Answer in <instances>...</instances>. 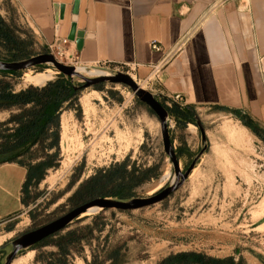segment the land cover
<instances>
[{
	"label": "rangeland",
	"instance_id": "obj_1",
	"mask_svg": "<svg viewBox=\"0 0 264 264\" xmlns=\"http://www.w3.org/2000/svg\"><path fill=\"white\" fill-rule=\"evenodd\" d=\"M59 45L42 44L14 1L0 0V61L52 54L60 64L81 69L85 78L111 70L76 64L62 56ZM37 76L49 77L43 85L28 82ZM59 79L52 66L0 74V160L44 164L31 172L36 180L23 189V210L0 225V264L10 242L78 206L99 197H151L170 185H162L166 176L174 177L158 119L122 85L73 89L51 126L45 114L52 98H41L35 106L3 100ZM133 81L151 93L149 86ZM69 82L72 88L83 85L77 79ZM172 104L164 105L168 110ZM182 115L186 124L173 123L169 129L180 170L185 172L202 148L195 119L207 149L175 192L149 208L83 216L21 252L12 264H160L167 258H172L167 264H264V130L249 131L212 109ZM186 125L194 127L193 135ZM33 141L37 144L29 150ZM178 256L185 257L174 260Z\"/></svg>",
	"mask_w": 264,
	"mask_h": 264
},
{
	"label": "crops",
	"instance_id": "obj_2",
	"mask_svg": "<svg viewBox=\"0 0 264 264\" xmlns=\"http://www.w3.org/2000/svg\"><path fill=\"white\" fill-rule=\"evenodd\" d=\"M13 1L39 41L62 44L76 64L125 65L164 107L179 95L168 109L170 133L200 108L264 130V0ZM72 25L80 48L68 40ZM40 163L0 160V225L23 210V189Z\"/></svg>",
	"mask_w": 264,
	"mask_h": 264
},
{
	"label": "water",
	"instance_id": "obj_3",
	"mask_svg": "<svg viewBox=\"0 0 264 264\" xmlns=\"http://www.w3.org/2000/svg\"><path fill=\"white\" fill-rule=\"evenodd\" d=\"M81 37L82 36L80 33L77 34L75 25H72L68 40L75 41L77 48H80L82 44ZM40 66H52L55 71L64 78L69 80H80L83 85L80 87H74V90L95 87L99 84L104 83L118 84L130 89V91L137 98V100L144 106L148 107L159 121L163 150L173 166L175 182L173 184H170L167 188L163 189L159 193L147 198H130L127 200H120L115 198L99 197L92 199L72 209L67 214L58 218L57 220L48 223L38 229L25 233L10 242L8 245L10 250L4 257L3 264H12L13 260L21 252L34 248L40 242L68 228L72 223L80 219L89 210L95 209L98 212H132L149 208L151 206L163 202L188 179L191 172L194 170L198 160L207 149L204 131L199 121L195 119V127L200 133L202 148L200 152L193 158L187 170L185 172H182L180 170L177 154L173 148L170 139L169 112L167 108H165L157 100L156 96L141 89L139 84L134 82L133 79L125 73L115 72L113 70H106L107 76H98L96 78L91 79L85 78L82 74L77 72L76 68L60 64L58 61H56L52 54H42L16 62L0 61V73H19Z\"/></svg>",
	"mask_w": 264,
	"mask_h": 264
},
{
	"label": "trees",
	"instance_id": "obj_4",
	"mask_svg": "<svg viewBox=\"0 0 264 264\" xmlns=\"http://www.w3.org/2000/svg\"><path fill=\"white\" fill-rule=\"evenodd\" d=\"M2 75H16L17 73H0ZM55 91H58L56 95H54ZM42 95H41V94ZM74 90L70 85L69 80L62 78L59 79L56 82L47 84L42 90H34V89H28L16 96H6L3 98V100L8 101L11 106H29V105H38L41 101V98L48 97L50 100H52V104L48 105L46 107V117L47 120H45V124L48 125H54L55 118L54 116L58 112L61 105L68 102L69 98L73 95ZM53 95L52 97H50ZM44 122V119H43ZM34 123H30L32 125ZM30 128V127H29ZM44 128V127H43ZM51 129V128H50ZM37 142L32 143L31 148L35 146ZM185 256H178L175 259L182 258ZM172 258H167L165 261L161 262L160 264H167L170 263ZM194 261L197 263H203L202 260H200L198 257L194 258Z\"/></svg>",
	"mask_w": 264,
	"mask_h": 264
},
{
	"label": "bare ground",
	"instance_id": "obj_5",
	"mask_svg": "<svg viewBox=\"0 0 264 264\" xmlns=\"http://www.w3.org/2000/svg\"><path fill=\"white\" fill-rule=\"evenodd\" d=\"M76 70H77V72H79L80 74H82V71H81V69L79 70V69H77L76 68ZM93 76H96V77H98V76H107V71L105 70V69H101V70H96V71H94V74H93ZM48 77L49 76H37V77H32V78H29L28 79V82H34L36 85H43L47 80H48ZM61 121V124H62V126H63V124H66V117L65 116H63L62 115V117H61V119H60ZM194 127L193 126H189V128H188V130H187V132L190 134V135H193L194 134ZM164 183L162 184V185H164V184H173L174 182H175V180H174V177H171V178H168L167 176L164 178ZM162 187V186H161ZM96 212H98L97 210H95V209H92V210H89L85 215H83V216H88V215H91V214H95ZM82 216V217H83Z\"/></svg>",
	"mask_w": 264,
	"mask_h": 264
},
{
	"label": "built area",
	"instance_id": "obj_6",
	"mask_svg": "<svg viewBox=\"0 0 264 264\" xmlns=\"http://www.w3.org/2000/svg\"><path fill=\"white\" fill-rule=\"evenodd\" d=\"M150 47H151V49L154 50V51H159V50H160L159 46H158L157 44H155V43H152V44L150 45ZM180 48H181V45H179V46L176 48V50H179ZM104 68H110V67L105 66ZM110 69L113 70V71H115V72L125 73V74H127V75H129V76L131 77V75L128 74V73L126 72L127 69H128V67L125 66V65L117 66V67H111ZM170 101H171L172 103H175V104H180V103L182 102V99H181V97H180L179 95H176V96H173V97L170 99Z\"/></svg>",
	"mask_w": 264,
	"mask_h": 264
},
{
	"label": "flooded vegetation",
	"instance_id": "obj_7",
	"mask_svg": "<svg viewBox=\"0 0 264 264\" xmlns=\"http://www.w3.org/2000/svg\"><path fill=\"white\" fill-rule=\"evenodd\" d=\"M44 241H45V240H44ZM44 241L40 242L39 244L43 243ZM39 244H38V245H39ZM38 245H36V246H38ZM36 246H35V247H36ZM35 247H34V248H35Z\"/></svg>",
	"mask_w": 264,
	"mask_h": 264
}]
</instances>
